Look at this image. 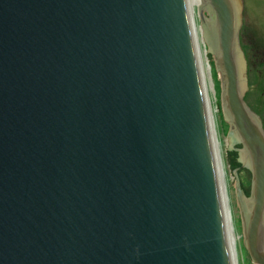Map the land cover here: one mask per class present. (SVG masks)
I'll return each mask as SVG.
<instances>
[{"label":"water","instance_id":"obj_1","mask_svg":"<svg viewBox=\"0 0 264 264\" xmlns=\"http://www.w3.org/2000/svg\"><path fill=\"white\" fill-rule=\"evenodd\" d=\"M241 11L203 0L197 29L251 171L249 197L235 190L243 243L264 264ZM191 13L187 0H0V264H234Z\"/></svg>","mask_w":264,"mask_h":264},{"label":"flooded vegetation","instance_id":"obj_2","mask_svg":"<svg viewBox=\"0 0 264 264\" xmlns=\"http://www.w3.org/2000/svg\"><path fill=\"white\" fill-rule=\"evenodd\" d=\"M239 22L235 30V45L239 56L235 55L239 80L245 81L243 91V103L248 110L249 117L254 120L259 131L264 137V31L259 27L252 26L239 14ZM210 20L204 25L207 42L212 45V29ZM214 60V56H212ZM221 117L227 126V138L224 140L223 149L236 154V162L240 165L236 168L240 174H251L245 157V149L235 130H231V122L220 106ZM227 115V116H226ZM236 146L238 148H236ZM223 152V156H224ZM264 230V226H263Z\"/></svg>","mask_w":264,"mask_h":264},{"label":"rangeland","instance_id":"obj_3","mask_svg":"<svg viewBox=\"0 0 264 264\" xmlns=\"http://www.w3.org/2000/svg\"><path fill=\"white\" fill-rule=\"evenodd\" d=\"M242 1V18L248 21V23L252 26L259 27L264 31V0H241ZM197 10V6L194 7V11ZM203 17L207 20L209 19V14L207 12H203ZM197 18L195 12V19ZM197 27L201 25V21L198 17L195 21L197 22ZM199 33V31H198ZM264 35V32L262 33ZM200 38V35L198 36ZM205 43V42H204ZM201 52H202V60L204 64V71L206 76V85H207V93L209 96V100L211 102V110L214 117V124L216 128V137L218 142L220 143V154L223 162V169L225 171V179L227 183V192L229 196V202L231 206V218L233 224V231L236 237V254H237V264H253L248 256V252L243 243V231L241 218L239 213V206L236 203V188H237V180L239 182V189L243 193L244 197L247 198L250 195V174H240L239 170L236 168L240 165L236 162V154L226 151L223 149L224 140L227 138V126L222 120L221 117V109L219 114L216 113V105L220 106V93H221V83L219 77L215 74L216 70L214 67V60L212 55L209 54L208 47H206V43L204 44L205 48L201 44ZM206 53V54H205ZM211 64V66H210ZM213 69V70H212ZM218 100V101H217ZM219 115V117H218ZM236 148H238L236 146ZM223 152L224 156H223ZM235 165V166H234Z\"/></svg>","mask_w":264,"mask_h":264},{"label":"bare ground","instance_id":"obj_4","mask_svg":"<svg viewBox=\"0 0 264 264\" xmlns=\"http://www.w3.org/2000/svg\"><path fill=\"white\" fill-rule=\"evenodd\" d=\"M189 9H191V18L192 21L194 22L195 25V29H196V35H197V49L196 50V54H197V61H198V65H199V70H200V77H201V81H202V92H203V100L204 102L207 101V107H208V115L211 117V121H210V130H211V134H212V146H213V150L216 153V159H217V163H218V172H219V178H220V182H221V190L223 192V200L226 203L227 206V210L230 213L231 212V206H230V202H229V196L227 198L228 192L225 193V191H227V183H226V179H225V171L223 170V162L221 159V154H220V143L217 140L216 137V128H215V124H214V117L212 114V110H211V102L209 100V96L207 93V85H206V76H205V71H204V62L202 60V52H201V45L200 42L202 44V40L198 37L200 34L198 33V29H197V22L195 21V11H194V7H201L203 4V0H187ZM196 48V47H195ZM212 126V127H211ZM223 172H222V170ZM229 203V206H228ZM230 216V215H229ZM232 219V218H231ZM233 222V221H232ZM228 240H229V244L233 250V252L235 253L234 257V264H237V254H236V237H235V233L233 231V229H231V226H228ZM263 235H261V245L264 248V230L262 231Z\"/></svg>","mask_w":264,"mask_h":264},{"label":"trees","instance_id":"obj_5","mask_svg":"<svg viewBox=\"0 0 264 264\" xmlns=\"http://www.w3.org/2000/svg\"><path fill=\"white\" fill-rule=\"evenodd\" d=\"M235 166V165H234Z\"/></svg>","mask_w":264,"mask_h":264}]
</instances>
